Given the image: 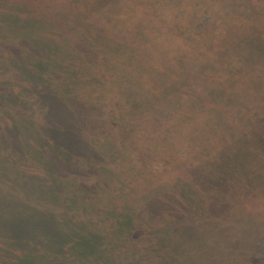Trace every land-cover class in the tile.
<instances>
[{
    "label": "trees",
    "instance_id": "obj_1",
    "mask_svg": "<svg viewBox=\"0 0 264 264\" xmlns=\"http://www.w3.org/2000/svg\"><path fill=\"white\" fill-rule=\"evenodd\" d=\"M79 3L72 1L77 11L70 16L46 11L37 0H15L10 11L0 5V64L5 71L0 73V130L9 123L21 133L28 125L24 118L34 116L35 107L49 106L68 116L71 130L53 124L56 140L41 147L49 174L34 173L37 183L24 185L29 192L0 196L5 200L0 205V264H196L193 247L203 253L207 242L201 230L234 228L243 213L241 201L220 195L230 189L256 193L264 166L263 118L245 115L236 105L225 110V118L219 107L223 99H233L259 110L264 86L259 88L262 97L244 96L235 88L237 74L226 72V63H216L233 94L225 98L214 79L205 76L197 82L192 75L187 77L190 89L177 78L171 93L167 82L156 83L147 75L151 67L137 63L131 68L133 54L126 58L129 65L112 58L124 50L122 43H110L114 54L108 53L109 46L95 47L98 36L78 28L85 8L80 3L78 10ZM87 24L92 29L94 17ZM69 34L76 37L68 40ZM241 56L230 63L248 73ZM125 70L130 75L120 74ZM191 94L197 95L196 107L212 113V142L204 146L190 134L177 145L165 142L191 119ZM246 103L244 108L259 114ZM172 108L183 116L176 125L170 124ZM193 127L204 129L198 121ZM6 134L11 135L3 146L18 154L17 134H2L0 142ZM161 141L164 167L159 164L152 177L143 166L136 170L135 160L144 163ZM207 146L216 150L211 154ZM250 260L264 264V254Z\"/></svg>",
    "mask_w": 264,
    "mask_h": 264
},
{
    "label": "rangeland",
    "instance_id": "obj_2",
    "mask_svg": "<svg viewBox=\"0 0 264 264\" xmlns=\"http://www.w3.org/2000/svg\"><path fill=\"white\" fill-rule=\"evenodd\" d=\"M37 1L49 12L70 16L77 11L72 6L74 0ZM76 1L85 6L79 17L78 28L82 27L80 30L89 31L92 37L98 36L94 42L95 47L102 49L103 46H109L108 53L114 54L110 43H122L124 50L119 51V59L116 56L112 58H115L117 63L129 65L131 61H127L126 58L133 54L131 68H135L137 63L151 67L145 72L153 80L160 81H154L156 83L167 82V91L173 93L172 82L177 78L185 80L187 89H190L192 82L187 78L189 75L197 82L209 76L214 79L217 91L223 90L226 98L234 93V88L223 70L216 69V63H226V72L236 73L239 78L238 81L237 78L234 79L237 84L236 91L244 93V96L250 93L262 97L263 93L259 88L264 86V0H89V4L86 0ZM13 2L15 0H0V5L2 3L10 11ZM80 3L78 10L82 9ZM205 10L207 14H204ZM5 17L2 16V19ZM91 17L95 19V26L92 29L87 24ZM112 34L118 35L116 41ZM69 36L70 34L67 36L68 40ZM73 37H76V34L70 36V39ZM241 55L251 70L248 73L242 66L233 67L230 63L239 60L238 56L243 58ZM4 72V67L0 64V73ZM120 74L130 75L128 70ZM2 84L0 81V87ZM137 94L142 96L140 93ZM201 94L205 95V92ZM191 95L195 101L193 105H188L187 112L191 119L188 120V124H184L185 127L181 129L176 127L174 130L177 132L164 138L165 142L177 145L185 134L199 136L204 146L209 141L212 142L210 138L212 132L210 129L214 126V121L211 120L212 113L196 107L197 95ZM187 96L189 97V94ZM116 98L119 97L116 95ZM260 101L259 110L251 104L235 102L233 99L227 102L223 99L222 107L219 108L224 110L225 118L226 112L236 105L245 112V115L260 116L264 121V99ZM244 103L248 104L251 110L255 108L259 114L248 111L243 107ZM78 105L76 103L75 107L81 108ZM34 109H36L34 116L24 118L28 125L26 129L22 128L21 133L9 123L1 129L2 131L0 130L1 137L9 131L18 136V154L3 146V142L8 140L11 134H6L0 142V196L24 194L27 188H24L25 184L34 186V183H37L34 173L40 172L44 176L49 174L50 164L39 152L52 137L53 141L56 140L53 124L56 123L64 130L71 131L67 130L70 126L69 118L62 112H57L55 108L51 110L49 106L42 109L49 113L46 115L39 108ZM172 109L175 117L170 119V124L176 125V119L182 121L183 116L179 109ZM161 112V109H156V116L162 118ZM197 121L204 127L201 132L200 128L193 127L197 125ZM21 126L24 127L22 124ZM163 146L161 141L155 151L151 150L144 163L141 164L139 159L133 161L137 165L136 170L143 166L144 172L152 177L159 164L164 167L161 160H165L166 157L160 154ZM207 147L211 149V154L216 150L215 146ZM201 148L198 147V150ZM156 155L157 159L154 158ZM261 171L262 176H258L256 183L258 189L256 193L230 189L220 195L236 203L241 201L243 213H239L232 223L234 228L218 225L214 233H210L206 228L201 230L202 237L206 238L207 242L203 253L198 254V247L196 245L193 247L194 256L197 255L196 264H247L248 261L251 264L250 259L264 254V166ZM215 202L218 206L217 199ZM4 204L5 200L0 199V205ZM223 204L224 202L221 203ZM64 229L67 230L66 227Z\"/></svg>",
    "mask_w": 264,
    "mask_h": 264
}]
</instances>
